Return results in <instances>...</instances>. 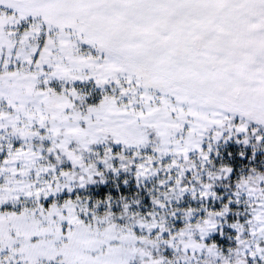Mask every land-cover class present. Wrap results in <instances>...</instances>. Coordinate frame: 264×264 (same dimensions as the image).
Wrapping results in <instances>:
<instances>
[{
  "label": "snow or ice",
  "instance_id": "1",
  "mask_svg": "<svg viewBox=\"0 0 264 264\" xmlns=\"http://www.w3.org/2000/svg\"><path fill=\"white\" fill-rule=\"evenodd\" d=\"M0 264H264V0H0Z\"/></svg>",
  "mask_w": 264,
  "mask_h": 264
}]
</instances>
